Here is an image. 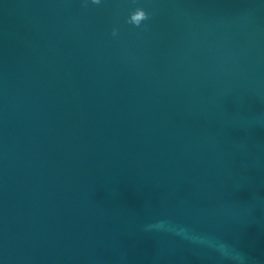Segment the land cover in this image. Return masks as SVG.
Instances as JSON below:
<instances>
[{"label":"water","instance_id":"obj_1","mask_svg":"<svg viewBox=\"0 0 264 264\" xmlns=\"http://www.w3.org/2000/svg\"><path fill=\"white\" fill-rule=\"evenodd\" d=\"M0 264H264V0H0Z\"/></svg>","mask_w":264,"mask_h":264},{"label":"clouds","instance_id":"obj_2","mask_svg":"<svg viewBox=\"0 0 264 264\" xmlns=\"http://www.w3.org/2000/svg\"><path fill=\"white\" fill-rule=\"evenodd\" d=\"M100 0H92V3H99ZM148 18V13L144 11L143 8L137 7L133 11L130 12L127 22L133 25L139 26L141 21L146 20ZM113 35H115V30L113 31ZM193 242H196V238L193 237ZM219 250L224 251L225 246L223 244L219 245Z\"/></svg>","mask_w":264,"mask_h":264}]
</instances>
